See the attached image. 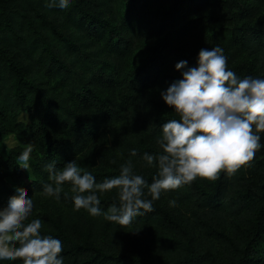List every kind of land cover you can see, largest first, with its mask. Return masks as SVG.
I'll return each instance as SVG.
<instances>
[{
	"label": "trees",
	"instance_id": "obj_1",
	"mask_svg": "<svg viewBox=\"0 0 264 264\" xmlns=\"http://www.w3.org/2000/svg\"><path fill=\"white\" fill-rule=\"evenodd\" d=\"M47 4L0 0V142L15 135L22 144L0 156V210L15 190L32 196L33 217L43 220V234L62 241L64 264H264V148L233 175L222 170L216 180L198 177L162 192L153 210L129 225L75 210L67 182V197L41 195L47 163L62 168L84 153L99 163L86 170L97 181L118 175L131 158L151 183L157 169L141 154L160 147L139 148L137 156L130 149L172 119L154 114L165 104L161 90L181 78L175 64L194 66L201 48L219 45L238 76L264 77V0H70L63 13L46 11ZM209 22L218 25L210 38L202 31ZM111 89L116 97L104 94ZM101 140L111 147L90 151ZM29 144L23 172L15 161ZM100 200L107 210L118 202L116 189ZM60 207L134 227L143 243L115 249L79 239L58 216ZM144 225L164 234L144 232Z\"/></svg>",
	"mask_w": 264,
	"mask_h": 264
},
{
	"label": "clouds",
	"instance_id": "obj_2",
	"mask_svg": "<svg viewBox=\"0 0 264 264\" xmlns=\"http://www.w3.org/2000/svg\"><path fill=\"white\" fill-rule=\"evenodd\" d=\"M70 0H48L46 11L65 12ZM181 78L162 89L163 101L179 118L160 125L156 143L161 151H144L141 159L157 169L151 183L134 171L129 158L119 166V174L97 181L90 171H83L76 160L57 168L52 160L44 167L48 182L41 195L59 201L65 183L71 187L75 210L85 209L92 216H103L119 225H129L134 218L153 210L161 193L189 184L198 177L216 180L221 171L229 175L248 164L264 148V77L241 78L228 67L224 49L216 45L201 48L197 63L187 60L175 64ZM33 148L29 144L16 158L17 167L26 172ZM137 156L136 148L130 149ZM116 189L118 202L107 210L101 208L100 194ZM147 189V194L145 193ZM150 196V198H148ZM175 205V200L169 201ZM34 201L25 192L15 190L0 210V264L18 258L23 264H64L62 241L43 234V220L33 217Z\"/></svg>",
	"mask_w": 264,
	"mask_h": 264
},
{
	"label": "rangeland",
	"instance_id": "obj_3",
	"mask_svg": "<svg viewBox=\"0 0 264 264\" xmlns=\"http://www.w3.org/2000/svg\"><path fill=\"white\" fill-rule=\"evenodd\" d=\"M218 25L213 22L206 23L202 27L204 34L210 38L216 31ZM137 57L132 55L128 59L130 65H134L137 61ZM105 95H115L112 89L104 92ZM155 118L161 120L164 118H179L178 115L172 110L166 103L161 107L155 114ZM24 122H28V118L25 116L21 119ZM21 142L15 135H9L0 142V156L6 154L9 150L22 147ZM103 146L111 147V144L107 143L106 140H101L94 143L90 147V151L93 150L95 153H99ZM159 145L156 143V138L152 135L143 134L140 139L139 146L136 149H156ZM24 148V147H23ZM79 167L83 170L96 169L99 163L94 160L88 153L81 154L75 159ZM58 216L62 215L65 220L70 224L71 231L79 239L89 240L96 243H105L114 247L115 249H122L124 247L132 248L134 242L143 243L141 239V233H139L134 227L123 228L112 223H102L97 219H93L85 213L75 214L72 210L60 207L57 209ZM144 232L150 233L149 231L157 234H164L161 230H153L144 225Z\"/></svg>",
	"mask_w": 264,
	"mask_h": 264
}]
</instances>
